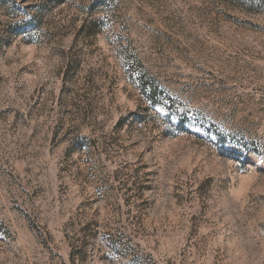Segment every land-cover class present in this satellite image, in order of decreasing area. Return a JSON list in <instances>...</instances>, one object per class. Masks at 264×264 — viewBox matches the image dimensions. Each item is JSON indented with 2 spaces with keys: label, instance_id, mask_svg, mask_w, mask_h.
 Returning a JSON list of instances; mask_svg holds the SVG:
<instances>
[{
  "label": "rangeland",
  "instance_id": "obj_1",
  "mask_svg": "<svg viewBox=\"0 0 264 264\" xmlns=\"http://www.w3.org/2000/svg\"><path fill=\"white\" fill-rule=\"evenodd\" d=\"M0 264H264V0H0Z\"/></svg>",
  "mask_w": 264,
  "mask_h": 264
},
{
  "label": "clouds",
  "instance_id": "obj_2",
  "mask_svg": "<svg viewBox=\"0 0 264 264\" xmlns=\"http://www.w3.org/2000/svg\"><path fill=\"white\" fill-rule=\"evenodd\" d=\"M26 51H28L29 49H25Z\"/></svg>",
  "mask_w": 264,
  "mask_h": 264
},
{
  "label": "snow or ice",
  "instance_id": "obj_3",
  "mask_svg": "<svg viewBox=\"0 0 264 264\" xmlns=\"http://www.w3.org/2000/svg\"><path fill=\"white\" fill-rule=\"evenodd\" d=\"M173 118H175V117H173Z\"/></svg>",
  "mask_w": 264,
  "mask_h": 264
}]
</instances>
